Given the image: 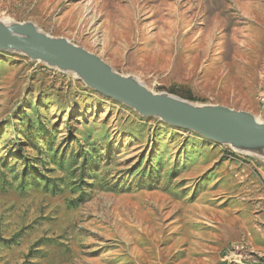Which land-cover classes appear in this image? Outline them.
<instances>
[{
    "label": "rangeland",
    "instance_id": "1",
    "mask_svg": "<svg viewBox=\"0 0 264 264\" xmlns=\"http://www.w3.org/2000/svg\"><path fill=\"white\" fill-rule=\"evenodd\" d=\"M14 23L153 94L264 124V0H0ZM261 149L0 51V264H264Z\"/></svg>",
    "mask_w": 264,
    "mask_h": 264
},
{
    "label": "water",
    "instance_id": "2",
    "mask_svg": "<svg viewBox=\"0 0 264 264\" xmlns=\"http://www.w3.org/2000/svg\"><path fill=\"white\" fill-rule=\"evenodd\" d=\"M0 51L18 52L32 61L73 72L87 87L125 104L142 117H157L169 126L236 149L264 148V124L251 114L153 94L132 78L114 73L99 57L65 39L46 36L30 23L0 24Z\"/></svg>",
    "mask_w": 264,
    "mask_h": 264
},
{
    "label": "bare ground",
    "instance_id": "3",
    "mask_svg": "<svg viewBox=\"0 0 264 264\" xmlns=\"http://www.w3.org/2000/svg\"><path fill=\"white\" fill-rule=\"evenodd\" d=\"M113 72H114V71H113ZM114 73H115V72H114ZM116 74H117V73H116ZM133 80H134V79H133ZM134 81H136V80H134ZM136 82H137V81H136ZM138 83H139V82H138ZM139 84H140V83H139ZM238 151H240V152H244L242 149H238ZM258 152L260 153V155H261V156H263V157H264V154H263V153H264V151H263L262 149H261V150H259ZM244 153H245V152H244ZM259 157H260V156H259Z\"/></svg>",
    "mask_w": 264,
    "mask_h": 264
}]
</instances>
